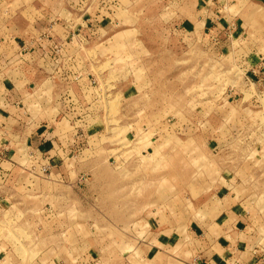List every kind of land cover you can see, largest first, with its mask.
<instances>
[{
    "label": "rangeland",
    "instance_id": "rangeland-1",
    "mask_svg": "<svg viewBox=\"0 0 264 264\" xmlns=\"http://www.w3.org/2000/svg\"><path fill=\"white\" fill-rule=\"evenodd\" d=\"M19 77L4 264H193L227 206L247 223L229 264H264V0H0V86Z\"/></svg>",
    "mask_w": 264,
    "mask_h": 264
},
{
    "label": "crops",
    "instance_id": "crops-1",
    "mask_svg": "<svg viewBox=\"0 0 264 264\" xmlns=\"http://www.w3.org/2000/svg\"><path fill=\"white\" fill-rule=\"evenodd\" d=\"M228 4H236L239 2V0H226ZM226 23V22H223ZM213 26V25H212ZM227 27V24L225 25ZM224 26V27H225ZM215 29V27H214ZM213 33V31H211ZM220 34L225 35L226 32H220ZM227 35V34H226ZM221 37V36H220ZM21 78H15L12 80H2V84L5 86L2 87L0 86V117H5L6 114H12L14 117V113H16V104L20 105L21 103H24V100L26 99L25 97V90L22 91L20 88H16V85L18 83H21ZM12 85V86H11ZM12 119V118H11ZM19 126H14L12 128V134L16 132V129H18ZM5 128L2 127V130ZM31 129V128H30ZM5 136V135H3ZM11 136V135H9ZM15 140V139H14ZM48 141V138L42 136H37V134L33 133L30 134L27 138V142H29V145H32L33 147L37 146L36 148H41L44 149V146H47L46 149H52L53 147V142L49 140V143L45 142ZM14 174V173H13ZM58 176L57 173L54 171L50 175L49 179H56ZM13 179L12 181H14ZM13 185V183L11 184ZM17 184H14L15 186ZM17 187V186H16ZM14 194V193H12ZM14 195H11L10 198L14 197ZM8 198L5 197L2 201H0V206H3V202L7 201ZM225 198L221 200L220 205H222L224 202ZM229 203V200H228ZM226 205V204H225ZM222 207V206H221ZM3 208V207H2ZM4 209V208H3ZM220 209V208H219ZM238 208L236 207H226L225 209H220V215L216 219L211 220L210 222H206L204 227H213V230L210 231L208 234V230L204 229L202 230L203 233L205 234V241L202 242L201 239L198 241L199 245L198 247L191 253V259L192 261L189 260L190 263L193 262V264H229V262L232 261V257L234 255H243V253H239L238 251L242 249V244L244 243V239H246V220L244 218H240V215H236V211ZM233 213V215L237 218L234 222L231 220L229 223V215ZM229 223V224H228ZM194 225V227H200L202 225V222L196 223L192 222L191 225ZM202 228V227H201ZM168 229V228H167ZM161 230V229H160ZM169 230V229H168ZM175 230V229H173ZM166 227L162 228V230L159 232V235L156 236L154 241H151V248L149 250V255L150 254H155L157 255H164L166 253V249L172 246L170 244L171 242L174 243L175 240V235L176 232L172 233L167 236L164 234L166 232ZM196 243V241H195ZM161 245H164L161 247ZM197 245V243H196ZM51 250V249H49ZM233 251V252H232ZM60 259H63V256H59ZM6 255L5 253L0 252V264L6 263ZM59 259V258H58ZM240 259V257H239Z\"/></svg>",
    "mask_w": 264,
    "mask_h": 264
}]
</instances>
